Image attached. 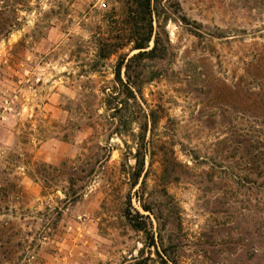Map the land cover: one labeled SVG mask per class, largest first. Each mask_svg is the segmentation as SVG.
I'll return each mask as SVG.
<instances>
[{"label": "rangeland", "instance_id": "obj_1", "mask_svg": "<svg viewBox=\"0 0 264 264\" xmlns=\"http://www.w3.org/2000/svg\"><path fill=\"white\" fill-rule=\"evenodd\" d=\"M131 2H7L11 28L0 36V226L10 252L0 253V264H133L145 237L122 215L128 197L156 231L135 196L143 176L131 190L124 171L134 166L131 132L139 126L111 136L117 121L104 105L118 62L138 53L130 43ZM160 11L159 18L153 14L155 34L168 35L171 50L151 64L160 76L137 95L158 116L147 134V183L137 197L175 208L164 245L175 236L179 264H251L260 251L252 227L264 224V121L246 114L245 100L259 92L255 77L264 76L255 66L264 67V10L249 0H161ZM107 41L123 46L100 59ZM83 148L88 161L100 164L77 183L85 185L80 197L66 204V176L46 167L75 160ZM165 162L175 167L170 178Z\"/></svg>", "mask_w": 264, "mask_h": 264}, {"label": "trees", "instance_id": "obj_2", "mask_svg": "<svg viewBox=\"0 0 264 264\" xmlns=\"http://www.w3.org/2000/svg\"><path fill=\"white\" fill-rule=\"evenodd\" d=\"M9 0H0L3 4L0 7V36L9 33L10 22L7 16L9 12L8 2ZM255 7L261 6L264 10V0H249ZM161 0H132L130 15H133V19L129 22L131 27L130 31V43L133 44V51H138L136 55L130 59H120L117 64L116 77L114 80L113 89L105 94L104 105L108 112H111L113 120L117 121V125L111 131V136L123 137L126 132H129L134 125H138V133H132L135 139V153L133 156L134 166L128 165V169L125 173L127 175L128 184L131 190H135L141 181L142 182L138 191L135 193L136 198L146 213H150L157 224L155 231L154 225L149 217L141 215L138 211L134 210L130 205V198L128 197V204H123L122 215L125 218L128 225L135 232L141 233L145 237V245L140 250L139 256L132 259L133 264H179L175 254L177 253V239L174 235L167 236V246L164 245V232L167 228V223L170 220H174L177 213L175 208L170 207L169 202L165 200L154 201L148 203L142 196L137 197L144 186L147 183V173H145L146 157L149 150L150 142L147 141V134L153 133L156 130L158 124V116L156 112L149 111L144 108L137 95L140 96V89L144 84L152 82L159 78V73L153 71L152 63L164 61L169 57L171 50V43L168 35H160L158 32L155 34L153 26V14L160 17ZM163 8V7H162ZM154 38V46L150 49V43ZM117 41L123 42L127 40V37H116ZM123 44H112L111 42H102L99 50L98 57L106 60L108 57L116 54ZM260 63H256L257 68H264ZM125 66L126 80L122 79L121 71ZM260 83L259 92H249L245 102L247 104L246 114L250 118L259 119L264 121V76L255 77ZM235 94H239L240 86L233 88ZM141 99V98H140ZM150 125V130H149ZM251 146V144H249ZM102 151H105L106 147H99ZM264 148V147H263ZM262 166H264V153L261 155ZM99 162H90L87 160L86 155L83 153L73 160L63 163L59 168H51L55 173L63 174L66 176V182L68 183V191L64 193L66 204H72L76 201L81 192L84 190L85 185L79 189L76 185L79 181H85L92 178L97 172ZM101 165H99L100 167ZM164 175L169 178L174 176L175 167L165 162ZM264 170V167H263ZM2 190H0L1 192ZM55 213L57 218L61 217V212L56 209ZM264 223V221H263ZM6 228L0 226V253L5 256L10 252L9 242L5 241ZM255 243L260 248L259 252L255 251L251 258V264H264V224L261 228L256 226L252 227L251 232ZM154 250V254L152 253ZM148 251V256L146 252ZM259 253V254H257ZM125 264H132L127 261Z\"/></svg>", "mask_w": 264, "mask_h": 264}]
</instances>
